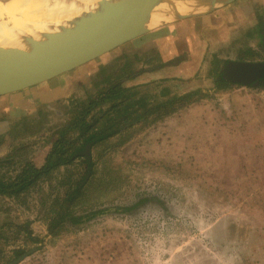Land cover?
Here are the masks:
<instances>
[{
    "label": "rangeland",
    "instance_id": "1",
    "mask_svg": "<svg viewBox=\"0 0 264 264\" xmlns=\"http://www.w3.org/2000/svg\"><path fill=\"white\" fill-rule=\"evenodd\" d=\"M261 5L240 0L152 31L68 73L84 72V80L66 96L32 103L28 117L0 119V175L14 177L27 161L43 164L94 84L108 88L137 71L143 78L137 122L92 148V175L64 213L110 211L49 233L81 161L26 197L0 196V264L24 255L19 264H264V91L214 82L228 61L264 59L254 22ZM177 63L186 78L158 73ZM190 90L188 100L142 114L144 102L169 103ZM144 199L133 211L115 210Z\"/></svg>",
    "mask_w": 264,
    "mask_h": 264
},
{
    "label": "water",
    "instance_id": "2",
    "mask_svg": "<svg viewBox=\"0 0 264 264\" xmlns=\"http://www.w3.org/2000/svg\"><path fill=\"white\" fill-rule=\"evenodd\" d=\"M10 0H0L8 3ZM239 0H97L57 39L9 37L0 27V97L46 83L85 66L152 31L206 16ZM203 6L204 10L180 11ZM225 81L243 87L264 78V62L228 61ZM28 255L9 263L19 264Z\"/></svg>",
    "mask_w": 264,
    "mask_h": 264
},
{
    "label": "trees",
    "instance_id": "3",
    "mask_svg": "<svg viewBox=\"0 0 264 264\" xmlns=\"http://www.w3.org/2000/svg\"><path fill=\"white\" fill-rule=\"evenodd\" d=\"M216 78L215 85L219 89H224L228 85L221 73ZM118 83L97 90L95 96L87 98L86 103L80 106L81 109L74 115L72 114L69 121L55 134L50 151L41 166L34 164L32 161H27L14 177L0 175V196L19 199L21 196L26 197L42 181L51 180L61 168H69L74 166L76 162L81 161L83 174L71 183L70 189L65 194L57 210V217L49 226L50 234H54V231L61 225L70 224L73 227H82L92 219L110 211V209H101L84 216H73L64 213L68 206L73 204L81 194L83 186L92 175L94 165L91 161L92 148L106 143L129 128L128 126L134 125L136 119H131V112L129 111L132 110L134 114L138 113L137 108L132 107L138 105L137 96L139 91L132 88L126 89ZM96 87L98 89L100 83ZM194 94L195 92L175 96L169 103L150 105L148 101L147 103L144 102L142 104L145 105L144 111L141 113L148 114L151 111H157L162 106H167V104L186 101ZM142 99L139 98L138 100ZM125 104V109H122L121 107ZM135 208H137V205L125 208L123 211L127 213ZM31 240L38 241L35 238ZM32 252L30 251L29 254ZM16 253L20 254L19 252Z\"/></svg>",
    "mask_w": 264,
    "mask_h": 264
},
{
    "label": "bare ground",
    "instance_id": "4",
    "mask_svg": "<svg viewBox=\"0 0 264 264\" xmlns=\"http://www.w3.org/2000/svg\"><path fill=\"white\" fill-rule=\"evenodd\" d=\"M97 0H10L0 3V27L14 38L57 39L61 31L71 30L74 21L87 14ZM200 12L203 6L180 11Z\"/></svg>",
    "mask_w": 264,
    "mask_h": 264
},
{
    "label": "crops",
    "instance_id": "5",
    "mask_svg": "<svg viewBox=\"0 0 264 264\" xmlns=\"http://www.w3.org/2000/svg\"><path fill=\"white\" fill-rule=\"evenodd\" d=\"M237 2H240V0ZM82 67H79L77 69H82ZM188 70L189 69L185 67L183 63H177L172 65L171 67L169 66L165 68H159L158 73L166 72L168 77H170V72H177L179 73L176 74L177 77L186 78L188 75L186 73L189 72ZM83 73L84 72H76L75 76L73 75L69 76L70 74L67 73L62 76L56 77L46 83L38 85L36 87L0 97V119L4 122L9 123L11 120H14L13 117L16 116L19 118H24L25 116L28 117L30 115V108L32 103L35 104L36 102L40 104L42 102L44 104L48 102V99H58V97L66 96L70 90V87H72V84L76 83V81H78L82 77ZM156 73H157L156 71L155 72L150 71V73L148 74L151 77V76H155ZM158 78H153L152 81L154 82ZM133 80H135L134 82L135 84H133L134 86H126V87L135 89L140 93L142 87L139 86V84L143 82L142 76L140 75L136 79H132V81ZM193 83H196L195 79H193ZM94 90L97 92L96 89ZM192 91L194 90H190V92ZM190 92H187L185 94H188Z\"/></svg>",
    "mask_w": 264,
    "mask_h": 264
},
{
    "label": "flooded vegetation",
    "instance_id": "6",
    "mask_svg": "<svg viewBox=\"0 0 264 264\" xmlns=\"http://www.w3.org/2000/svg\"><path fill=\"white\" fill-rule=\"evenodd\" d=\"M261 7V9H259V10H262L263 12H261V15H259V16H257L256 18H254V22L256 23V25L257 26H259V27H261L262 28V31H261V39H262V44L264 45V5H261L260 6ZM124 59H120L119 60V62H118V67L116 68V69H118L119 67H120V65L122 64L121 63V61L122 62H124L123 61ZM237 62H251V63H262V62H264V59H254V58H252V59H250V60H247V59H241V60H237ZM227 64V63H226ZM225 64V65H226ZM106 65V64H105ZM225 65L221 68V71H220V73L222 74V70H223V68L225 67ZM105 67V66H104ZM127 71V70H126ZM105 73H107L106 71H105ZM87 74H89V73H87ZM141 75V72H136V73H131L130 75H128L126 78H123L122 80H119L118 82V84L120 85V86H122V87H124V88H126V89H130V87H126L127 86V83H126V80H132V79H136L137 77H139ZM81 79H83L82 77H81ZM84 80V79H83ZM216 80H217V78H215V81L214 82H216ZM82 82V81H81ZM226 83L228 84L227 86H232L233 84H231V83H229V82H227L226 81ZM96 85L97 84H94V86L93 87H95V89L96 90H100L101 88H103L104 87V85L103 84H100V87L97 89V87H96ZM240 86V85H239ZM92 87V88H93ZM248 87H251V88H257V89H261L262 91H264V78H262V79H259V80H257V81H255V82H253L250 86H248ZM93 93H95V94H93ZM93 93H90V94H92L93 96H95L96 95V91L94 90V88H93ZM140 94H141V91H140ZM125 97V96H124ZM88 99H86L85 101H87ZM123 100L124 101H126V99H124L123 98ZM82 101H84V100H82ZM133 113L131 112V119H136V117L134 116V115H132ZM137 122V119L136 120H134V123L133 124H135ZM124 131V130H123ZM117 136V135H116ZM115 137V136H114ZM145 201V199L144 200H141L140 202H138L137 204H135V205H137V207L141 204V203H143ZM147 201V200H146ZM131 207H134V205L133 206H131ZM125 208H130V207H125ZM125 208H122V207H120V208H115V210L116 211H118V212H124L123 210L125 209ZM136 209V208H135ZM134 210V209H133ZM132 210V211H133ZM91 213V212H90ZM84 215H88V214H83V215H79V216H84Z\"/></svg>",
    "mask_w": 264,
    "mask_h": 264
}]
</instances>
